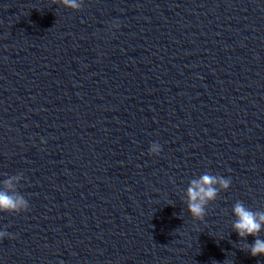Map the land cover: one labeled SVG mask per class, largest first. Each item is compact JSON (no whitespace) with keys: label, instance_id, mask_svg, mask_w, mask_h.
I'll return each mask as SVG.
<instances>
[{"label":"clouds","instance_id":"obj_1","mask_svg":"<svg viewBox=\"0 0 264 264\" xmlns=\"http://www.w3.org/2000/svg\"><path fill=\"white\" fill-rule=\"evenodd\" d=\"M52 3L80 11L85 0H52ZM113 27L119 28V22L115 21ZM40 143L46 144V140L41 138ZM161 151L162 146L159 142H152L148 149L149 155L152 156H159ZM22 180H26L24 173L17 172L0 181V213L20 214L29 210V201L18 190ZM231 183V178L213 175L210 172L191 179L185 191V203L193 220L203 221L208 206L216 201L222 191H227ZM232 214L235 217L232 231L245 241L241 250L248 252L252 257L264 256V238L260 237V233L264 231V210H252L243 201L237 200L232 207ZM249 236L255 238L251 244L246 242ZM6 237L11 238V234L6 230L0 231V240Z\"/></svg>","mask_w":264,"mask_h":264}]
</instances>
